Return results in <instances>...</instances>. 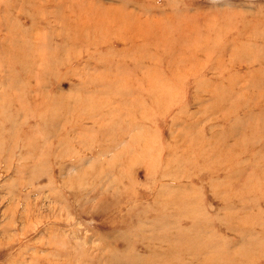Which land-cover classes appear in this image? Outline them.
<instances>
[{
	"label": "rangeland",
	"instance_id": "rangeland-1",
	"mask_svg": "<svg viewBox=\"0 0 264 264\" xmlns=\"http://www.w3.org/2000/svg\"><path fill=\"white\" fill-rule=\"evenodd\" d=\"M257 55L264 0H0V264H264Z\"/></svg>",
	"mask_w": 264,
	"mask_h": 264
},
{
	"label": "bare ground",
	"instance_id": "bare-ground-1",
	"mask_svg": "<svg viewBox=\"0 0 264 264\" xmlns=\"http://www.w3.org/2000/svg\"><path fill=\"white\" fill-rule=\"evenodd\" d=\"M241 63V62H240ZM253 63H257V64H259V70L257 71V72H259V74H261V67H264V57H259L258 58V55H257V58H255V60L254 61H251V62H243L242 64H241V66H250L251 64H253ZM260 90V89H259ZM261 91V93H262V90H260ZM263 94V93H262ZM244 106H241L240 104H229L228 106H227V109L229 110V112H231L230 114H233V113H236V112H238L239 110H241V108H243ZM240 151V149L238 150V152ZM238 152H237V155L235 156L236 158H238V156H240L242 153L243 154H245V152L243 151V152H241V153H239L238 154ZM242 154V155H243ZM224 155H225V153H224ZM259 157V156H258ZM262 158H263V156H261ZM262 162L264 163V160L262 159ZM262 172H264V170L262 171ZM261 177H263L264 178V174H262V176Z\"/></svg>",
	"mask_w": 264,
	"mask_h": 264
}]
</instances>
